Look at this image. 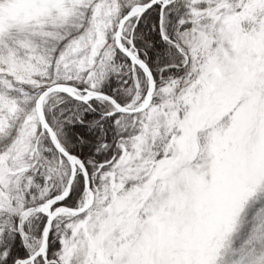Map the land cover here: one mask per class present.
I'll return each mask as SVG.
<instances>
[{
    "label": "snow or ice",
    "instance_id": "obj_1",
    "mask_svg": "<svg viewBox=\"0 0 264 264\" xmlns=\"http://www.w3.org/2000/svg\"><path fill=\"white\" fill-rule=\"evenodd\" d=\"M0 264H264V0H0Z\"/></svg>",
    "mask_w": 264,
    "mask_h": 264
}]
</instances>
